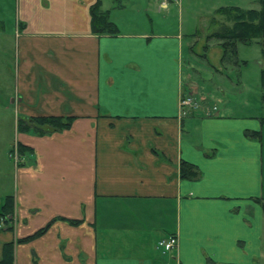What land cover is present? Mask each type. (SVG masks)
Segmentation results:
<instances>
[{
	"label": "crops",
	"instance_id": "obj_1",
	"mask_svg": "<svg viewBox=\"0 0 264 264\" xmlns=\"http://www.w3.org/2000/svg\"><path fill=\"white\" fill-rule=\"evenodd\" d=\"M182 2L0 0V41L17 40L15 70L0 66V212L14 205L0 261L14 243V264H264V93L255 107L245 85L226 100L220 48L213 105L198 66L211 48L186 34ZM97 3L116 34L94 33ZM38 117L73 122L18 131ZM19 145L31 152L16 165ZM184 162L198 179L182 178Z\"/></svg>",
	"mask_w": 264,
	"mask_h": 264
},
{
	"label": "rangeland",
	"instance_id": "obj_2",
	"mask_svg": "<svg viewBox=\"0 0 264 264\" xmlns=\"http://www.w3.org/2000/svg\"><path fill=\"white\" fill-rule=\"evenodd\" d=\"M141 1L144 4L151 1L152 3H156L157 5L160 4V0H136ZM182 7H183V15L182 20L185 26V32L189 35H194L195 41L193 43L197 45L199 51H202L204 44L208 42L210 46V54L208 61H203V57L198 61V66L201 68L202 75L200 76V83L204 86L205 92L212 97L213 105L218 103V97L221 95L219 91V87L221 86L220 80L216 77H212V73L214 69L211 68V65H218V57L220 50H223V42L217 39L210 38L211 34L219 30L220 26L212 25L210 23V27L206 26L205 21L203 20L204 17H211L217 18L218 20L224 21L225 19L222 16H216V12L221 7H239L245 10H260V0H182ZM5 46L3 51L0 50V66L4 67V73L6 74V67H8L9 74L11 69L15 70L17 65V56L15 46L17 45V40L8 41H0ZM13 45V46H12ZM221 48V49H220ZM198 51V52H199ZM238 61V66H234L233 69H229V65L233 61ZM226 64V70L229 74V79L222 81L223 85L228 88V92H225L226 100L230 103H238L241 100L239 95L243 94L244 91L241 85H245L248 87L250 91L249 95L252 97V101L254 103V107L258 106L259 97L264 93L263 86L261 84V71L262 66L264 65V58L262 53V48L259 43L254 41L252 44H238L237 45V54L236 58L235 55L232 53H228V55L224 58ZM11 75V74H10ZM226 79V78H224ZM231 79V80H230ZM232 81V82H230ZM4 82L6 80L4 79ZM226 82V83H225ZM6 87L3 89L6 91ZM228 93V94H226ZM248 95V93H245ZM261 103V102H260ZM14 117V123L16 126V120L18 117L17 112L14 110V113L11 112ZM11 116L9 115V118ZM10 119L6 121L4 126L0 127L5 129V137L9 132L10 134ZM8 151V155L10 150ZM7 155V156H8ZM10 161V160H9ZM12 162V161H11ZM14 223V222H12ZM113 252V250L111 249ZM118 252V251H117Z\"/></svg>",
	"mask_w": 264,
	"mask_h": 264
},
{
	"label": "trees",
	"instance_id": "obj_3",
	"mask_svg": "<svg viewBox=\"0 0 264 264\" xmlns=\"http://www.w3.org/2000/svg\"><path fill=\"white\" fill-rule=\"evenodd\" d=\"M260 10H245L239 7H221L216 16H222L225 20L221 22L216 17L212 20V25L220 26L221 28L212 33L210 38L217 39L223 42L224 58L228 53L236 56L238 44H252L254 41L259 43L262 48L264 58V0H260ZM92 28L95 34L114 35L117 33L116 27L112 24L105 13L102 12L100 4L97 3L91 9ZM261 84L264 88V69L261 72ZM75 120V118H74ZM73 122V118L63 117H38L33 119H19V132H35L40 135L48 134L56 131L69 129ZM20 155H28L31 150L23 145L18 146ZM200 173L198 169L188 163H182L181 176L187 180L198 179ZM14 208L12 197L6 199L3 205L0 217H7L12 214ZM74 226L81 224L80 221H72ZM46 231L42 229L35 236L41 235ZM34 236V237H35ZM22 242V241H18ZM15 244L7 243L3 249V258L0 264H14Z\"/></svg>",
	"mask_w": 264,
	"mask_h": 264
},
{
	"label": "built area",
	"instance_id": "obj_4",
	"mask_svg": "<svg viewBox=\"0 0 264 264\" xmlns=\"http://www.w3.org/2000/svg\"><path fill=\"white\" fill-rule=\"evenodd\" d=\"M181 0H162L163 5H169L170 3H180ZM182 104L184 106H194L195 103L192 99H185ZM10 158L13 159L16 165H19L22 162L21 155L19 153L18 146L15 147L13 152L10 154ZM178 245V239L175 236L169 237L167 240H162L159 242V249L164 253H168L176 248Z\"/></svg>",
	"mask_w": 264,
	"mask_h": 264
}]
</instances>
